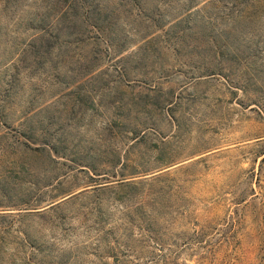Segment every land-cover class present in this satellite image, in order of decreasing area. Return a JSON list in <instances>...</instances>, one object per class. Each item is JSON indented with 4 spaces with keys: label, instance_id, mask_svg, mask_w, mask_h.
<instances>
[{
    "label": "rangeland",
    "instance_id": "obj_1",
    "mask_svg": "<svg viewBox=\"0 0 264 264\" xmlns=\"http://www.w3.org/2000/svg\"><path fill=\"white\" fill-rule=\"evenodd\" d=\"M0 264H264V0H0Z\"/></svg>",
    "mask_w": 264,
    "mask_h": 264
}]
</instances>
